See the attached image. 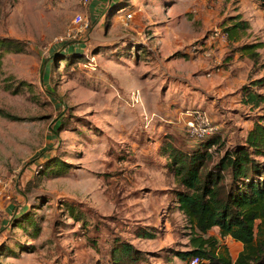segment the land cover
Segmentation results:
<instances>
[{"label":"rangeland","instance_id":"1","mask_svg":"<svg viewBox=\"0 0 264 264\" xmlns=\"http://www.w3.org/2000/svg\"><path fill=\"white\" fill-rule=\"evenodd\" d=\"M111 1L126 7L112 14ZM77 15L89 29L69 37ZM235 17L250 29L235 42L216 36ZM0 38L24 47L4 55L0 72V264H108V242L117 237L150 264H186L174 252L188 249L191 230L162 147L198 144L186 130L187 111L206 113L227 148L261 120L264 104H246L245 90L264 95V85H254L264 82L263 7L0 0ZM163 38L174 50L157 68ZM259 43L255 64L240 47ZM76 51L83 55L67 65ZM139 229L156 238H138Z\"/></svg>","mask_w":264,"mask_h":264},{"label":"trees","instance_id":"2","mask_svg":"<svg viewBox=\"0 0 264 264\" xmlns=\"http://www.w3.org/2000/svg\"><path fill=\"white\" fill-rule=\"evenodd\" d=\"M255 1L264 9V0ZM111 7L113 14L126 5L111 1L107 12H110ZM239 18L235 17L226 24L225 32L231 42L237 41L241 32L250 29L249 22ZM262 47V43L247 44L240 47V50L257 64L260 58L257 50ZM23 51L21 42L0 38V72L5 54ZM82 55L81 52H73L71 58L67 59V65L79 59L74 56ZM254 85L262 86L264 82L260 80ZM20 86L19 83L15 92H19ZM12 88L13 85L5 86L8 91ZM245 91L246 104L255 108L264 104V95L254 93L253 90ZM263 123L264 115L247 133L244 142L232 148L225 147L219 134L198 140V144L190 151L175 147L171 140L163 145L161 152L167 156L168 169L178 182L177 189L173 191L175 203L191 230L188 249L174 252L180 261L188 263L192 258L199 257L200 264H264ZM62 125L61 119L57 121L58 129ZM71 212L72 217L81 220L80 216L73 215V209ZM139 230L136 235L138 238H156L149 230ZM214 230L217 235L212 233ZM37 235L38 232L33 237ZM228 238L242 247L236 259L225 243ZM108 243V264H150L146 254L125 239L117 237Z\"/></svg>","mask_w":264,"mask_h":264},{"label":"built area","instance_id":"3","mask_svg":"<svg viewBox=\"0 0 264 264\" xmlns=\"http://www.w3.org/2000/svg\"><path fill=\"white\" fill-rule=\"evenodd\" d=\"M89 2L90 0H83L84 5H87ZM131 17H132L131 14H128L126 16L127 19H131ZM73 24L77 25L79 29H77L76 31L70 30L68 34L69 37H71L74 34H78V32H81L82 30L89 29V21L82 15H77L73 21ZM216 36H219L222 39H227L228 33L217 31ZM194 50H198V49L194 47L192 51L195 52ZM185 114H186L185 127L187 133L190 135L192 139L203 140L217 133L218 127L211 123L206 113L195 110V111H187ZM0 197H1V193H0ZM200 263H201L200 258L194 257L187 264H200Z\"/></svg>","mask_w":264,"mask_h":264},{"label":"crops","instance_id":"4","mask_svg":"<svg viewBox=\"0 0 264 264\" xmlns=\"http://www.w3.org/2000/svg\"><path fill=\"white\" fill-rule=\"evenodd\" d=\"M170 35H168L167 37H169ZM170 42L166 41L165 38H163L161 40V44H163V49H159V55L157 56V58L153 61V63H156V67L159 68L162 66V63H166L170 56L173 54V50L170 47L172 46L171 44H169ZM178 48V47H177ZM154 48H152L151 50H153ZM154 53L158 52L156 50H153ZM185 54V59L188 61L189 57H193L194 54L192 51L190 52H184ZM225 243L228 245L231 255L234 259H236V257L238 256L239 252L242 250L241 245L237 244L236 242L232 241L231 239H226ZM235 248V254H233V249ZM187 264V262H186Z\"/></svg>","mask_w":264,"mask_h":264}]
</instances>
